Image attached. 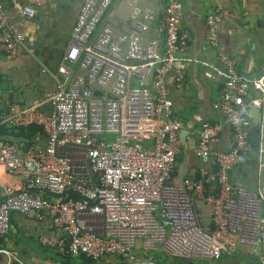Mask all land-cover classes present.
I'll use <instances>...</instances> for the list:
<instances>
[{"label":"built area","instance_id":"built-area-1","mask_svg":"<svg viewBox=\"0 0 264 264\" xmlns=\"http://www.w3.org/2000/svg\"><path fill=\"white\" fill-rule=\"evenodd\" d=\"M5 1L0 59L17 54L25 40ZM22 1L31 18L49 0ZM220 20L207 18L217 65L182 56L190 34L181 0H84L56 89L7 118L14 128L39 127L46 147L32 144L21 154L0 136V166L23 181L0 194V264H27L2 244L13 213L46 227L42 247L92 264H123L139 248L153 262V253L214 259L240 247L264 264V74L242 76L235 59L218 51ZM178 62L203 67L206 79L222 84L214 109L223 117L202 125L195 148L202 167L181 182L175 173L185 125L173 116L165 86ZM183 78L178 70L177 82ZM251 108L261 112L254 192L231 179L248 150ZM225 125L233 145L214 149Z\"/></svg>","mask_w":264,"mask_h":264},{"label":"crops","instance_id":"crops-1","mask_svg":"<svg viewBox=\"0 0 264 264\" xmlns=\"http://www.w3.org/2000/svg\"><path fill=\"white\" fill-rule=\"evenodd\" d=\"M181 1L183 29L190 34L189 49L182 56L205 59L220 65L217 52L207 42V18L218 14L221 16L216 25L220 44L218 51L235 59L237 70L242 76L258 78L264 74V0ZM83 2L84 0H49L46 5L37 7L35 16L30 18L22 14L27 5L24 1H5V10L14 31L21 33L25 40L17 54L0 59V136L3 140L18 145L21 154L28 148L26 146L29 141L37 148L44 149L47 138L41 129L33 136L19 135L14 127L7 124V118L56 89L58 69ZM178 70L184 75L181 84L176 80ZM203 73V67L178 62L165 83L173 102V116L185 125L182 137L180 136L181 153L177 172L185 161L189 177L196 176L202 167L195 154L199 130L205 123H216L223 119L214 109L222 84L206 79ZM44 111L49 113L51 108L47 106ZM248 114L252 120L248 150L243 163L232 172L231 179L236 185L254 192L261 112L258 108H251ZM232 145V129L225 125L220 141L213 147L226 151ZM22 185L20 178L0 166V194H4L8 188L17 191ZM10 225V231L3 239V246L15 252L27 264H61L57 250L44 248L39 243L42 236L49 234L43 224L31 216L13 213ZM237 256H250L252 264H260L246 247H240V251L231 256L233 261ZM152 257L153 262H148L139 248L132 256L122 257L120 261L123 264H161L166 259L160 253H153ZM224 258V263L230 261L226 256Z\"/></svg>","mask_w":264,"mask_h":264},{"label":"rangeland","instance_id":"rangeland-1","mask_svg":"<svg viewBox=\"0 0 264 264\" xmlns=\"http://www.w3.org/2000/svg\"><path fill=\"white\" fill-rule=\"evenodd\" d=\"M180 162V161H179ZM262 209L264 211V204H262ZM236 255V253L227 255V254H223L222 256H220L219 258H214V259H193V263L192 264H252V258L250 256H242V257H236L233 261V258H231V256ZM166 259L164 261H162L161 264H189L188 260L185 258H181V257H176L173 255H165ZM226 256V258H228L227 260H230L227 263H224L225 259L224 257ZM222 262H218L221 261ZM255 262L257 260H254ZM258 263V262H257Z\"/></svg>","mask_w":264,"mask_h":264},{"label":"trees","instance_id":"trees-1","mask_svg":"<svg viewBox=\"0 0 264 264\" xmlns=\"http://www.w3.org/2000/svg\"><path fill=\"white\" fill-rule=\"evenodd\" d=\"M36 128V129H35ZM13 129V128H12ZM40 128L37 126H31L28 128H14V131L18 132L19 135L23 136H33ZM5 141V140H4ZM33 143L29 141L27 143L26 147H30ZM176 175V173H175ZM59 261L61 264H92L94 261L90 258H87L84 255L79 256L78 258H73L70 254L67 252H58Z\"/></svg>","mask_w":264,"mask_h":264},{"label":"water","instance_id":"water-1","mask_svg":"<svg viewBox=\"0 0 264 264\" xmlns=\"http://www.w3.org/2000/svg\"><path fill=\"white\" fill-rule=\"evenodd\" d=\"M259 112H260V110H259ZM256 123H258V122H256ZM183 131H182V133H183ZM187 132L188 131H186V133ZM182 133L180 134L181 137H182ZM187 171H188V166H187V163L184 161L178 168V172H177V175H176V181L177 182L183 181L186 178V176H187ZM188 263L192 264L193 263V259H188Z\"/></svg>","mask_w":264,"mask_h":264}]
</instances>
